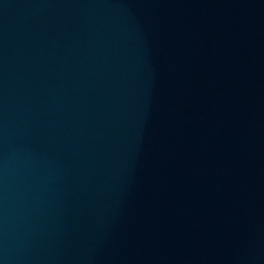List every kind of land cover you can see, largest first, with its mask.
<instances>
[{
	"label": "water",
	"instance_id": "1",
	"mask_svg": "<svg viewBox=\"0 0 264 264\" xmlns=\"http://www.w3.org/2000/svg\"><path fill=\"white\" fill-rule=\"evenodd\" d=\"M0 264H264V0H0Z\"/></svg>",
	"mask_w": 264,
	"mask_h": 264
}]
</instances>
